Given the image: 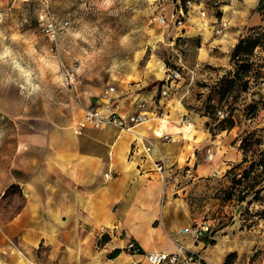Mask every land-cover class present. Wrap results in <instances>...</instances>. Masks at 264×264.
Wrapping results in <instances>:
<instances>
[{
    "label": "crops",
    "instance_id": "crops-1",
    "mask_svg": "<svg viewBox=\"0 0 264 264\" xmlns=\"http://www.w3.org/2000/svg\"><path fill=\"white\" fill-rule=\"evenodd\" d=\"M260 1L221 2L224 29L222 23L208 28L176 24L179 16L203 11L204 0H188L189 6L177 9L169 4L167 33L202 35L198 61L216 62L228 57L222 50L235 47L245 27L262 22ZM221 29L223 35H217ZM176 82L168 86L151 77H121L98 87L83 85L79 102L41 107L35 106L27 83L0 84V114L20 126L16 134L0 136V264H150L147 252H174L175 240L204 255L190 264H248L258 242L236 212L212 226L199 221L194 208L203 187L224 176L242 153L223 145L222 138L213 146L222 153L209 159L197 153L196 144L193 153L189 150L187 128L205 129L183 103L188 85ZM108 86L116 88L109 97ZM142 101L153 114L146 124L131 130L86 126L77 132L87 107L111 103L122 114H133ZM142 138L156 145L152 159ZM160 155L169 159L167 182L154 168ZM187 167L193 176L184 171ZM195 221L209 224L211 235L194 239L184 233ZM129 240L141 253H127ZM117 248L121 252L109 257Z\"/></svg>",
    "mask_w": 264,
    "mask_h": 264
},
{
    "label": "rangeland",
    "instance_id": "rangeland-1",
    "mask_svg": "<svg viewBox=\"0 0 264 264\" xmlns=\"http://www.w3.org/2000/svg\"><path fill=\"white\" fill-rule=\"evenodd\" d=\"M177 1L0 0V84L13 80L18 85L27 83L30 97L40 107L79 102L83 85L98 87L115 83L121 77H151L168 86L176 81H182V87L188 85L183 103L205 129L203 132L187 128L189 150L193 153L196 144L197 153L209 159L217 151L222 153L217 146L213 150L214 141L222 138L223 145L242 153V159L228 168L224 176L203 187L195 212L199 221L215 226L227 220L243 202L244 208L236 215L238 222L243 229L252 230L258 242L248 264H260L264 262L261 168L252 175L262 180L256 186L260 187L259 192L243 201L239 200L238 190H231V178L234 174L240 176L264 152V0L258 6L262 22L245 27L239 39L259 38V45L246 62L231 60L234 47L222 50L227 58L198 61L202 35L167 33L172 20V14L166 13L168 5L177 9L189 4L188 0ZM223 1L227 2L204 0L203 11L197 8L191 15L179 16L176 24L187 22L208 28L211 23H222L224 29L226 23L219 5ZM222 29L217 35H223ZM212 50L220 48L212 46ZM174 71L179 72V78H170ZM235 72L240 77L230 84ZM245 81L247 89H242ZM1 115L0 136L16 134L20 126L7 122ZM188 115L191 112L186 113L185 121L189 120ZM252 182L250 178L243 184ZM228 191H232L230 197L226 196Z\"/></svg>",
    "mask_w": 264,
    "mask_h": 264
},
{
    "label": "built area",
    "instance_id": "built-area-1",
    "mask_svg": "<svg viewBox=\"0 0 264 264\" xmlns=\"http://www.w3.org/2000/svg\"><path fill=\"white\" fill-rule=\"evenodd\" d=\"M179 77L180 74L178 71H174L170 75L171 79H177ZM115 91L116 88L114 86H108L105 89V94L109 97ZM167 93V90L163 91L164 95ZM152 117L153 114L148 111L144 101L137 104V111L133 114H122L119 111L118 105L105 103L84 109L83 118L77 125V132H80L86 126L102 127L106 125L115 126L120 130H131L136 126L146 124ZM141 143L147 157L152 159L153 151L157 150L155 143L144 138H142ZM154 168L164 181L167 182L171 178L169 159L165 156L160 155L158 159L154 160ZM184 171L188 175L193 176L191 168L187 167ZM0 197H2L1 192ZM183 231L194 239H200L204 236L208 237L211 235V226L195 221L194 224L185 228ZM175 243L177 248L174 252L151 251L145 254L146 259L150 264H190L193 261H201L204 259V255L201 252L189 248L184 242L175 240ZM125 250L129 254L141 253L140 247L133 240L128 241Z\"/></svg>",
    "mask_w": 264,
    "mask_h": 264
},
{
    "label": "trees",
    "instance_id": "trees-1",
    "mask_svg": "<svg viewBox=\"0 0 264 264\" xmlns=\"http://www.w3.org/2000/svg\"><path fill=\"white\" fill-rule=\"evenodd\" d=\"M259 45V38L256 37H249L247 39H242L239 41V43L234 47L233 53L231 60L236 61V60H243L247 61L248 58L254 53L255 48ZM244 62V63H245ZM239 73L235 72L234 77L231 78L229 81L230 84H233L236 79H238ZM247 81L244 82L243 88L242 89H247ZM259 140H255V142H258ZM260 157L258 158L257 162L256 160L252 161L250 166L248 168H245L240 176L238 174H234L233 177L231 178L232 186L231 190H238L240 195H239V200L243 201L246 199V197L250 194H255L259 192L260 187H256L259 183L262 182V180H258L255 178V176H252L253 173H255V170L260 167L261 168V175L264 177V152H261ZM246 161V158L244 159ZM243 161V162H244ZM234 169V168H232ZM231 169V170H232ZM253 179V182L247 185H244L243 182L244 180L247 179ZM263 179V178H262ZM243 185V186H242ZM264 188V183L262 184ZM242 186V188H241ZM232 195V191H228L226 193L227 197H230ZM121 252L120 249H115L111 253L108 254L109 257H115Z\"/></svg>",
    "mask_w": 264,
    "mask_h": 264
},
{
    "label": "water",
    "instance_id": "water-1",
    "mask_svg": "<svg viewBox=\"0 0 264 264\" xmlns=\"http://www.w3.org/2000/svg\"><path fill=\"white\" fill-rule=\"evenodd\" d=\"M244 203L242 202V203H240V205L238 206V208H237V210H236V214L238 215L241 211H242V209L244 208Z\"/></svg>",
    "mask_w": 264,
    "mask_h": 264
},
{
    "label": "clouds",
    "instance_id": "clouds-1",
    "mask_svg": "<svg viewBox=\"0 0 264 264\" xmlns=\"http://www.w3.org/2000/svg\"><path fill=\"white\" fill-rule=\"evenodd\" d=\"M124 39L126 40V39H127V37H125ZM5 54H7V53H5ZM77 71H79V69H77Z\"/></svg>",
    "mask_w": 264,
    "mask_h": 264
}]
</instances>
